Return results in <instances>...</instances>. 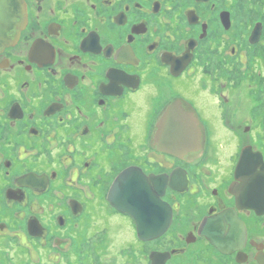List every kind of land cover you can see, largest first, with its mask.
I'll list each match as a JSON object with an SVG mask.
<instances>
[{
	"label": "flooded vegetation",
	"instance_id": "obj_1",
	"mask_svg": "<svg viewBox=\"0 0 264 264\" xmlns=\"http://www.w3.org/2000/svg\"><path fill=\"white\" fill-rule=\"evenodd\" d=\"M24 2L0 47V264H264V0ZM128 171L169 178L158 237L111 199Z\"/></svg>",
	"mask_w": 264,
	"mask_h": 264
},
{
	"label": "water",
	"instance_id": "obj_2",
	"mask_svg": "<svg viewBox=\"0 0 264 264\" xmlns=\"http://www.w3.org/2000/svg\"><path fill=\"white\" fill-rule=\"evenodd\" d=\"M26 21L24 0H0V47L3 48L14 43ZM167 111L160 127L165 129L170 121ZM181 126H186L181 124ZM175 137L176 147L172 140ZM163 137L160 147L170 149L176 155H181L186 145L194 139L193 134H167ZM176 149V150H175ZM169 178L166 175L147 177L141 173L128 171L122 174L113 184L112 201L120 210H127L136 219L138 231L144 238H155L163 234L172 220V209L168 203L162 200ZM171 184H174L171 182Z\"/></svg>",
	"mask_w": 264,
	"mask_h": 264
},
{
	"label": "rangeland",
	"instance_id": "obj_3",
	"mask_svg": "<svg viewBox=\"0 0 264 264\" xmlns=\"http://www.w3.org/2000/svg\"><path fill=\"white\" fill-rule=\"evenodd\" d=\"M215 121V120H214Z\"/></svg>",
	"mask_w": 264,
	"mask_h": 264
}]
</instances>
